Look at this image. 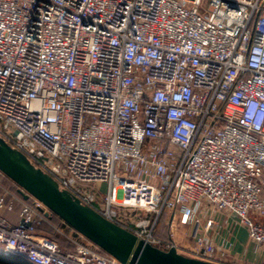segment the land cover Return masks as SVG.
<instances>
[{
  "label": "built area",
  "instance_id": "built-area-1",
  "mask_svg": "<svg viewBox=\"0 0 264 264\" xmlns=\"http://www.w3.org/2000/svg\"><path fill=\"white\" fill-rule=\"evenodd\" d=\"M0 137L154 246L220 264L225 223L264 249V0H0ZM3 176L7 252L123 264L67 223L70 250L40 233L55 214ZM166 213L192 249L156 235Z\"/></svg>",
  "mask_w": 264,
  "mask_h": 264
},
{
  "label": "water",
  "instance_id": "water-1",
  "mask_svg": "<svg viewBox=\"0 0 264 264\" xmlns=\"http://www.w3.org/2000/svg\"><path fill=\"white\" fill-rule=\"evenodd\" d=\"M0 171L19 187L25 199L37 198L61 220L123 264H217L184 255L176 247L164 250L139 239L130 229L60 188L51 175L1 137Z\"/></svg>",
  "mask_w": 264,
  "mask_h": 264
},
{
  "label": "crops",
  "instance_id": "crops-1",
  "mask_svg": "<svg viewBox=\"0 0 264 264\" xmlns=\"http://www.w3.org/2000/svg\"><path fill=\"white\" fill-rule=\"evenodd\" d=\"M18 188V187H17ZM19 207H15L13 211L7 213L11 221H18ZM228 218H224V221ZM259 221L264 222V218H257ZM184 236L181 238L179 235L180 244L184 250H189L194 247V241L187 234L188 227H182L181 231ZM224 239H228L233 243L231 248H225V259L220 264H264V249H261L257 244L252 241L248 235V230L245 226L237 224L231 232L228 231L224 223L221 235L216 238L217 243L222 245ZM0 264H32L25 257L9 253L5 248L0 245Z\"/></svg>",
  "mask_w": 264,
  "mask_h": 264
},
{
  "label": "rangeland",
  "instance_id": "rangeland-1",
  "mask_svg": "<svg viewBox=\"0 0 264 264\" xmlns=\"http://www.w3.org/2000/svg\"><path fill=\"white\" fill-rule=\"evenodd\" d=\"M2 187L12 192L13 194L17 193V185L10 179H8L6 176H3L1 179ZM16 207L21 208V205L16 203ZM149 217L148 214H146L144 211H133V210H123L120 213V217L125 220H132L133 222L139 217ZM170 215L168 213L164 214L161 218V224L158 228V236L162 238L163 240H174L179 246L180 251L184 252V248L180 244V238L179 235L181 234L184 236V234L181 232L182 227L181 226H174L171 227L168 222L170 223ZM40 233L46 234L47 236H50L54 239H56L60 246L63 249L70 250L72 247H74V242L71 241L67 236L68 231L66 230L65 226L63 224H60V221L58 218L54 215L53 218L44 221L39 228Z\"/></svg>",
  "mask_w": 264,
  "mask_h": 264
},
{
  "label": "trees",
  "instance_id": "trees-1",
  "mask_svg": "<svg viewBox=\"0 0 264 264\" xmlns=\"http://www.w3.org/2000/svg\"><path fill=\"white\" fill-rule=\"evenodd\" d=\"M7 177V176H6ZM8 178V177H7ZM9 180H10V178H8ZM18 189V188H17ZM19 211H20V209H19ZM56 216V215H55ZM57 218H58V220L60 221V224H63L64 226H67V224H65V222L63 221V220H61L58 216H56ZM160 224H161V219H160V221L158 222V225H157V228H156V235L158 236V228H159V226H160ZM39 228H40V226L38 227V230H39ZM92 245L94 244V243H92L91 241H89ZM73 248V247H72ZM103 252H105L104 250H102ZM106 253V252H105Z\"/></svg>",
  "mask_w": 264,
  "mask_h": 264
}]
</instances>
